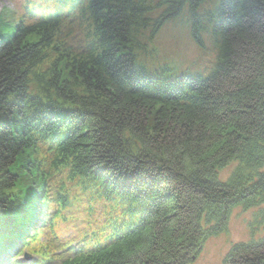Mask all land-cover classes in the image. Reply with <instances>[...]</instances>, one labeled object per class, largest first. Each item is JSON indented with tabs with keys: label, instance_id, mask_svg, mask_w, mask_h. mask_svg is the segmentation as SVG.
Returning a JSON list of instances; mask_svg holds the SVG:
<instances>
[{
	"label": "trees",
	"instance_id": "16d2710c",
	"mask_svg": "<svg viewBox=\"0 0 264 264\" xmlns=\"http://www.w3.org/2000/svg\"><path fill=\"white\" fill-rule=\"evenodd\" d=\"M52 2L75 27L27 12ZM21 3L0 19V256L75 191L121 216L69 264H191L236 207L264 234V0ZM169 21L218 50L207 77L147 65ZM225 264H264V235Z\"/></svg>",
	"mask_w": 264,
	"mask_h": 264
},
{
	"label": "rangeland",
	"instance_id": "374dc122",
	"mask_svg": "<svg viewBox=\"0 0 264 264\" xmlns=\"http://www.w3.org/2000/svg\"><path fill=\"white\" fill-rule=\"evenodd\" d=\"M13 7L10 0H0V9ZM177 35L181 41L172 37ZM156 44L160 52L171 60L178 69H187L191 72L206 73V67L210 66L212 60L208 59V52L196 50V47L190 42L186 29H181L171 24L166 25L158 34ZM194 50V51H193ZM195 54V58L191 56ZM193 59V60H192ZM230 168L223 169L224 180L228 177ZM264 209L262 206L259 210ZM257 209L244 210L243 207L234 208L228 218L226 229L217 235H211L204 242L201 252L191 264H223L229 251L235 244L247 243L252 240H258L262 237L263 228H258L254 233L250 227L251 220L254 218ZM69 228L70 224L63 225ZM261 227V225H260ZM254 234V235H252Z\"/></svg>",
	"mask_w": 264,
	"mask_h": 264
}]
</instances>
